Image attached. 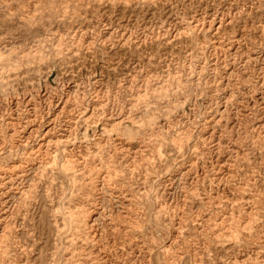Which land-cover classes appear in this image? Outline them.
<instances>
[{
    "label": "rangeland",
    "instance_id": "obj_1",
    "mask_svg": "<svg viewBox=\"0 0 264 264\" xmlns=\"http://www.w3.org/2000/svg\"><path fill=\"white\" fill-rule=\"evenodd\" d=\"M0 264H264V0H0Z\"/></svg>",
    "mask_w": 264,
    "mask_h": 264
}]
</instances>
